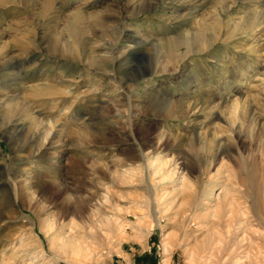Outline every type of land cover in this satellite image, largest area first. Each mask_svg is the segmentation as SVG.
I'll return each mask as SVG.
<instances>
[{
    "label": "rangeland",
    "instance_id": "rangeland-1",
    "mask_svg": "<svg viewBox=\"0 0 264 264\" xmlns=\"http://www.w3.org/2000/svg\"><path fill=\"white\" fill-rule=\"evenodd\" d=\"M237 259L264 264V0H0V264Z\"/></svg>",
    "mask_w": 264,
    "mask_h": 264
},
{
    "label": "bare ground",
    "instance_id": "bare-ground-1",
    "mask_svg": "<svg viewBox=\"0 0 264 264\" xmlns=\"http://www.w3.org/2000/svg\"><path fill=\"white\" fill-rule=\"evenodd\" d=\"M197 40H198V39H197ZM191 43H192V42H191ZM152 167H153V164H152ZM232 207H233V206H232V204L230 203V205H229V207H228V209H229L228 212H229V211H232ZM220 208H221V207H220ZM233 208H234V207H233ZM67 210H68V209H67ZM156 211H157V210H156ZM214 211H215V210H214ZM217 211H218V210H217ZM67 213H68V212H67ZM222 213H223V212H222ZM232 214H233V213H232ZM228 215H229V214H228ZM226 216H227V215H226ZM226 216H225V217H226ZM229 217L231 218V217H233V216H229ZM243 217H244V215H243ZM230 218H229V219H230ZM220 219H221V218H220ZM229 219L227 218V219L225 220V222L223 221V223L226 224V222H228ZM245 219H246V218H245ZM222 220H224V218H223ZM222 220H220V221H222ZM242 220H243V219H242ZM242 220H241V221H242ZM155 221H156V223L158 224V222H159L158 217L156 218ZM245 222H246V220H245ZM159 223H160V222H159ZM219 223H220V222H219ZM239 223H243V222H239ZM73 224H74V223H73ZM220 224L222 225V223H220ZM230 224H231V223H230ZM230 224L227 223V225H229V226H230ZM239 225H240V224H239ZM71 226H72V225H71ZM226 227H227V226H226ZM228 228H229V227H228ZM71 230H72V229H71ZM71 230H70V231H71ZM228 231H230V230H228ZM82 233H83V232H82ZM228 234H230V233H228ZM75 237H77V236H75ZM75 237H74V235L71 236V237H68V238H70V239L68 240L69 242L64 241V243H65V244L68 243L67 245H70V246H68V247L73 248V252H76V253H77V252H80V250H81L82 248H81L80 243L78 244V242H79L78 237H77V238H75ZM63 238H64V236L62 237L61 234L58 235V239L61 240L60 242H63V240L66 239V238H65V239H63ZM62 239H63V240H62ZM222 239H223V238H222ZM222 239L220 238V240H222ZM224 239H225V238H224ZM224 239H223V240H224ZM228 239H229V238H228ZM224 241H225V240H224ZM228 241H229V240H228ZM225 242H226V241H225ZM64 243H63V245H64ZM210 243H211V242H210ZM221 243H222V242H221ZM223 243H224V242H223ZM233 243H234V240H233ZM234 244H235V243H234ZM234 244H233V245H230V244L227 242V245H228V246L226 245V248H227V249L229 248V249H231L233 252H235L234 249L236 248V244H235V246H234ZM209 245H210V244H209ZM65 246H66V245H65ZM211 246H212V243H211ZM62 247H64V246H62ZM216 247H218L219 249L222 250L223 248H225V245H222V244H220V243H216V246H215V247H211L210 250H212V248L214 249V248H216ZM260 247H261V246H260ZM235 250H236V249H235ZM212 251H213V250H212ZM210 255H211V254H210ZM200 257H201V256H200ZM239 260H240V259H237V260H236V264H238V263L241 262V261L239 262ZM250 264H251V262H250Z\"/></svg>",
    "mask_w": 264,
    "mask_h": 264
}]
</instances>
